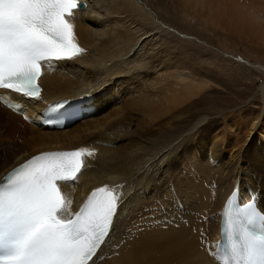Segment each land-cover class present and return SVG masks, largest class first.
Masks as SVG:
<instances>
[{"label": "bare ground", "instance_id": "obj_1", "mask_svg": "<svg viewBox=\"0 0 264 264\" xmlns=\"http://www.w3.org/2000/svg\"><path fill=\"white\" fill-rule=\"evenodd\" d=\"M79 1L84 7L73 12L70 22L85 51L72 61L45 64L39 99L11 94L20 101L21 114L0 102V180L38 152L85 148L93 155L84 157L78 179L60 182L71 202L69 212L79 210L100 187L115 191L129 207L95 264H219L214 249L226 195L239 187L245 201L261 190L258 203L264 209V82L256 89L261 78L240 72L202 86L195 75L205 76V70L187 58L168 57L173 39L160 51L148 50L159 32L168 31L165 27L179 34L181 26L203 33L185 15L190 0L182 1L180 9L164 6L168 15L159 10L161 17H170L164 18L169 24L146 0ZM238 1L211 4L239 7V20L249 28L260 26L264 35L258 13L264 0ZM241 41L248 55L264 58V41ZM255 67L263 77L264 66ZM148 72L157 76L151 82ZM87 94L94 99L93 114L63 129L41 124L48 102ZM173 180L181 189V209L164 199Z\"/></svg>", "mask_w": 264, "mask_h": 264}, {"label": "snow or ice", "instance_id": "obj_2", "mask_svg": "<svg viewBox=\"0 0 264 264\" xmlns=\"http://www.w3.org/2000/svg\"><path fill=\"white\" fill-rule=\"evenodd\" d=\"M79 6L78 0H0V89L39 99L42 66L75 60L85 51L76 42L70 22ZM92 155L85 148L44 152L4 178L0 247L7 242L8 255L0 257V264H95L98 250L111 239L129 207L122 196L100 188L79 211L69 212L71 202L59 182L76 181L84 157ZM153 175L159 179L155 170ZM180 191L173 180L164 197L176 209L182 208ZM260 193L242 205L229 201L227 223L239 234V242L231 246L233 264H264Z\"/></svg>", "mask_w": 264, "mask_h": 264}, {"label": "rangeland", "instance_id": "obj_3", "mask_svg": "<svg viewBox=\"0 0 264 264\" xmlns=\"http://www.w3.org/2000/svg\"><path fill=\"white\" fill-rule=\"evenodd\" d=\"M182 1L184 0H146V6L149 4L150 7L152 8L156 6L159 7V9H157L158 11L156 10L157 15L160 16L161 20H163L164 18L168 20V18L170 17L167 16H164V18L161 17L160 11L163 10L162 12L168 15V13L164 11V6H167L171 9H177V8L180 9L181 8L180 5ZM211 1L212 0H190L191 3L188 4L191 5L186 7L188 8L186 13L190 14V17L187 14H185L186 17H188V19L191 20L194 25L200 26L203 30V33L199 31H198L199 33H197V31L193 32L187 29L186 27L185 29L184 27L179 26L180 28L177 29L181 33L188 34V36L193 35L196 38L186 37L183 34H179V32H176L173 29L171 30V28L169 27H165L166 29H168V31L165 30L166 33L159 32L160 34L159 33L157 34V38L155 40H152L151 45L147 47L148 50L151 47L150 51L153 52L160 51L162 48L165 47V43L167 41L173 39L172 44L174 45V51L173 52L169 51L167 53L168 57H170L171 60H175V61L176 59L182 60L187 58L185 61H189V62L192 61L196 63L195 67L199 66V68L201 67L200 69L205 70L207 75L205 76L201 75V77L197 76V73L195 75V79L198 78L197 83L201 84L202 86L205 85L208 87V86L216 85L215 82H213L212 80L214 78L231 80L234 77V75L238 76L241 74L240 72L242 73L245 72V73L253 74V77L258 76L261 78L260 80H256L254 84V87H256L257 89L259 85L262 82H264V74L263 77H261L262 76L260 75L261 70L259 71L258 68L256 67L253 68V67L256 64L264 66V58H262L263 59L262 60L261 58L259 59L254 55H248L247 50L245 48L247 46L243 45L241 38L254 40L256 42L262 43L264 41V35L261 32L260 26H255L253 28H249L248 26L246 27L247 22H244L243 24L242 18H240L239 20L238 17L239 7L233 6L232 4H230V6L229 5L225 6L224 3L223 4L216 3L217 5L215 3L211 4ZM238 2L241 4H245L244 0ZM246 5L248 8L250 7L251 11L252 9L253 10L255 9L254 12H256L258 9L255 6H251V4L246 3ZM182 10H184V8ZM258 10L260 11V12L257 11L258 13H260L259 18L264 19V9L263 12L262 9L260 8ZM262 14L263 17H260V15L262 16ZM256 16L258 15L256 14ZM166 20L164 22L169 24V22H167ZM149 21L150 19L147 20L146 22ZM261 23H264V21L262 20ZM149 25L150 28L148 27L147 29L152 31L151 27L153 28V25L151 24ZM151 37H153V35ZM197 38L200 40H198ZM205 72H201V73L204 74ZM156 77H157L156 74L153 72L150 73L148 72V74L146 75V79L150 78V82ZM150 82L146 80V85H148L147 83ZM220 85H224V84H220ZM254 95L255 94H253L251 98H248L245 104L248 105ZM21 143L23 144L24 142Z\"/></svg>", "mask_w": 264, "mask_h": 264}, {"label": "water", "instance_id": "obj_4", "mask_svg": "<svg viewBox=\"0 0 264 264\" xmlns=\"http://www.w3.org/2000/svg\"><path fill=\"white\" fill-rule=\"evenodd\" d=\"M81 6H83V7H84V3H82V4H81Z\"/></svg>", "mask_w": 264, "mask_h": 264}]
</instances>
